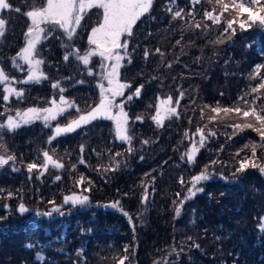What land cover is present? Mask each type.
Masks as SVG:
<instances>
[{"label":"trees","instance_id":"16d2710c","mask_svg":"<svg viewBox=\"0 0 264 264\" xmlns=\"http://www.w3.org/2000/svg\"><path fill=\"white\" fill-rule=\"evenodd\" d=\"M12 2L20 12L4 16L8 23H17L21 10L25 13L30 9L33 0ZM35 3L42 4L43 0ZM169 6L172 0H154L150 13L133 30L128 49L132 63L121 70L122 79L132 84L126 95L143 85L141 96L125 108L131 118L132 152L127 151L126 143L115 139L113 123L103 119L59 136L51 144L47 141L53 135L52 128L41 121L3 133L8 154L16 155L15 167L20 171H12L11 166L0 169V264H119L125 255V264H264V231L259 228L264 222V174L249 167L232 175L238 161L250 155L247 150L239 157L235 153L245 144L259 142V137L250 129L233 135V129L224 126L227 121L209 123L211 113L204 107L216 106L217 102L234 106L237 97L258 82L249 76L257 64L264 65V25L237 29L236 35L228 39L222 34L223 25L207 22L208 30L194 27L197 21L204 23L203 11L213 7L207 0L195 6L190 0H175L173 10L183 9V19L173 20ZM189 11H193L194 19L187 15ZM27 20L24 15V33ZM82 36L73 41L75 47L81 44ZM6 39V35L0 39L4 66ZM218 39L224 42L214 43ZM62 41L67 42L60 32L41 46L46 60L43 70L49 80L24 85V105L12 97L10 104L0 99V109L46 107L45 101L57 93L51 87L53 81H60L65 93L81 108L98 101L99 76L86 74L85 66L74 58L65 62ZM99 72L97 68L95 73ZM181 90L184 97L178 106L179 118L165 120L163 127H157L150 119L157 97L171 95L175 101ZM76 115L70 109L52 121V127L64 125ZM137 116L143 120H135ZM204 125L216 135L207 139L195 163L190 164L181 156L191 147L192 133ZM186 130L189 138L184 137ZM43 150L50 154L54 150V158L60 159L64 168L50 167L43 175L36 170L30 174L27 163L42 162ZM116 152L122 153L115 157L119 167L111 159ZM257 156H261L259 149ZM109 166L115 170H103ZM206 166L210 179L198 185L203 191L187 200L177 216L175 209L190 187L188 181ZM81 175L91 182L90 191L83 193L90 203L63 205L65 195L80 193L86 186H76ZM57 176L61 179L56 180ZM181 177L184 184L180 183ZM145 187L149 195L142 202ZM8 192L14 194L11 199ZM49 201L63 205L64 214L37 216V212H51ZM116 201L119 207H111ZM20 203L29 211L21 214L17 210ZM123 212L132 217L131 221ZM37 253L45 257L42 262L36 260Z\"/></svg>","mask_w":264,"mask_h":264},{"label":"snow or ice","instance_id":"6c2138e0","mask_svg":"<svg viewBox=\"0 0 264 264\" xmlns=\"http://www.w3.org/2000/svg\"><path fill=\"white\" fill-rule=\"evenodd\" d=\"M211 9L203 11V21L194 23L196 29L208 30L211 25H223L222 34H226L230 39L236 35L237 29L247 30L253 24L264 25V0H207ZM154 0H44L42 4L37 5L35 0L31 9L24 15L30 20V24L24 33V44L11 57V64L13 69L17 71L26 72V76L22 79H17L15 76L6 72L3 66H0V86H2V93L0 99L4 104H10L12 97L17 100L25 98L23 87H16V85L40 84L49 77L43 70L46 60L42 57L41 46L56 32H61L66 37V41H62L61 46L65 49L63 59L68 62L70 57L85 66L89 76L98 75L99 80L97 87L99 89L98 102L93 105H85L81 108L76 104L75 100L67 99L63 93L66 91L61 86L60 81L51 82V87L58 91V99L53 96L45 101L47 107L33 106L24 110L16 109L15 114H10L12 109L5 107L0 111V169L5 166H11L12 171H20L15 167L16 155L8 154L9 149L6 143L3 142L4 132H15L24 125L32 124L36 121L43 122L45 127L52 128L53 135L49 137L47 143L51 144L57 137L72 133L77 129H81L87 125L92 124L97 120H109L113 123V132L115 139L126 143L128 145L127 151L132 152V140L130 117L125 108L130 105L134 98L141 96L143 85L136 87L134 92L126 95V90L132 88V84L126 79H122L121 70L132 63L131 53L128 51L130 40L134 35V28L137 22L141 20L146 14H149ZM190 3L195 6L202 3V0H190ZM175 0H172V6L168 7V11L172 14V19H183V9L173 10ZM92 9L101 10L98 13V22L95 26L90 27V32L87 36L88 48L83 52L74 46L73 41L80 35L78 30H82L88 25L83 24L82 21ZM8 11L20 12V8H14L10 0H0V37H3L6 28V20L2 13ZM188 16L194 17L193 11L187 13ZM223 39H218L214 43H223ZM179 43V41H177ZM135 49H133L134 51ZM156 53L161 56L164 54L156 49ZM149 50L144 51V57L147 59ZM94 57L100 58V72L95 73L89 64ZM168 67H171L169 64ZM250 80H257L255 85H249L247 91L237 97L234 106H220L217 102L216 106L204 107L210 110L211 115L208 116V122L212 124L224 123L225 127L233 129V135L243 133L245 130L254 131L258 137L259 142H252L245 144L243 148L239 149L235 155L240 156L241 152L246 150L250 153L238 161L239 166L235 169L232 175L235 177L237 173L245 172L249 167L258 168L264 174V163L259 161L264 160V65L257 64L253 72L249 76ZM83 83V81H80ZM184 97V92L181 90L179 98L175 101L171 95L165 98L157 97L155 105V113L151 115L150 119L155 122L157 127H163L165 120H170L173 117L179 118L178 106L180 100ZM251 97V99H249ZM118 98H120L118 100ZM152 107V105H149ZM70 109H74L76 116L71 118L69 122L64 125L57 123L52 127V121H57L58 117L64 116ZM70 114V113H69ZM204 111L201 109V119L204 118ZM135 120L142 121V116L135 117ZM216 135L215 131L208 129L207 125L197 127L196 131L192 133L191 147L182 154L181 159L187 158L190 164L195 163L196 156L200 149L204 147L206 141L210 137ZM185 138H189V132L184 133ZM198 137V140L195 139ZM232 137L229 136L228 139ZM148 143V141H143ZM258 149L261 156H257ZM84 146L81 145V152ZM111 151V150H109ZM122 153L116 152L111 157L112 163L115 167H119V162L115 157L121 156ZM43 161H33L26 165L27 171L31 174L34 170L43 175L49 168L62 169L64 164L60 159L54 158L48 150L42 151ZM80 163H84L83 160ZM216 162L213 161V164ZM75 165H73V168ZM104 171L115 170L114 167H106ZM211 173L206 166L199 174L191 177L188 183L190 187L187 189L186 195L180 199L179 205L175 209L177 216L180 215L181 207L187 201L195 197L198 192H202L203 188L198 187L202 182L210 179ZM227 179V177H222ZM61 177L57 176L56 180ZM180 183L184 184L183 177L180 178ZM86 185L82 188L80 193L72 192L63 197V205H72L73 207L80 205L84 206L90 203L89 197L83 193L90 191L91 182L86 181L85 177L81 175L76 181V186ZM3 190L0 189V193ZM12 192L7 193V197H13ZM147 187L144 189L142 202L148 199ZM177 197L180 193H176ZM53 205L51 212L40 213L36 215L51 216L52 212H57L63 215L61 211L63 205H55V201H49ZM174 203H176L174 201ZM7 208L8 206L5 205ZM113 208L119 207V201L111 205ZM21 214L29 211L23 203L18 205L17 209ZM123 211V209H121ZM125 216H129L127 212H123ZM132 217L129 216L131 221ZM264 221V217L261 218ZM261 231H264V222L259 225ZM191 239V238H189ZM31 248L32 245H26ZM127 252V248H125ZM79 255V253H78ZM45 259L42 253L36 254V260L42 262ZM128 260L125 255L119 264H125ZM156 264V262H154Z\"/></svg>","mask_w":264,"mask_h":264},{"label":"flooded vegetation","instance_id":"af4514ba","mask_svg":"<svg viewBox=\"0 0 264 264\" xmlns=\"http://www.w3.org/2000/svg\"><path fill=\"white\" fill-rule=\"evenodd\" d=\"M43 2H44V0H43ZM10 3L12 5H14L12 0H10ZM100 11L101 10H98V9H92L88 13V15L85 17V20L82 21V23L88 25V27H86L82 30H78V32H80V34H82L83 36L81 39H79L81 44L76 43V48H79L81 50V52H83V49L85 47L83 45H87V36L90 32V27L95 26L98 22V13ZM138 23H139V21L137 22V24ZM16 24L18 27L15 26ZM59 33L60 32H56L53 35L59 34ZM4 35H6V38H7L6 39L7 41L5 40L7 42L6 64H5L6 68H7V72L10 73L11 75L15 76L17 79H22V78H24V72L17 71L15 69H13L12 64H11V57L15 56V54L18 52V50L24 44V9L21 10V19L17 23H8L7 22V28H6ZM89 68H92V67H89ZM85 73L87 74V72H85ZM61 86L64 87L62 84H61ZM16 87H18V88L23 87L24 88V86H21V85H16ZM63 95L69 100L72 99L65 92L63 93ZM53 96H55L58 99V96H59L58 91H57L56 95L52 94L51 97H53ZM20 102L24 105V99L20 100ZM119 142H121V141H119Z\"/></svg>","mask_w":264,"mask_h":264},{"label":"rangeland","instance_id":"374dc122","mask_svg":"<svg viewBox=\"0 0 264 264\" xmlns=\"http://www.w3.org/2000/svg\"><path fill=\"white\" fill-rule=\"evenodd\" d=\"M14 3V2H13ZM31 9V8H30ZM30 9H27L26 10V12L28 11V10H30ZM25 12V13H26ZM8 11H5V12H3L2 13V16H3V18L6 20V28H7V17H5L4 16V14L6 15V16H8ZM148 16V15H147ZM144 17H146V15L144 16ZM28 21V25L30 24V20L28 19L27 20ZM28 27V26H27ZM6 28H5V31H6ZM26 30H27V28H26ZM26 30H25V32H26ZM0 39H1V37H0ZM83 46H85L84 47V49H83V51L85 50V49H87L88 48V45H83ZM22 47V46H21ZM95 59H97L98 61H95ZM2 59H0V66H3L4 67V65H2ZM91 66H94V67H92V69H93V71L95 72L96 71V69L97 68H99L100 69V58L99 57H94L93 59H92V62H91V64H89V66L88 67H91ZM4 69H5V71L7 72V68H6V66L4 67ZM72 100V99H71ZM3 106V105H2ZM7 107V106H6ZM47 107V106H46ZM3 108V107H2ZM17 108V107H16ZM16 108H15V110H16ZM20 108V110H24V106H21V107H19ZM18 108V109H19ZM3 109H0V111H2ZM15 110L14 111H12L10 114H12V115H14L15 114ZM2 119H4L3 117L0 119V120H2ZM23 127V126H22ZM21 153H24V152H22L21 151Z\"/></svg>","mask_w":264,"mask_h":264}]
</instances>
